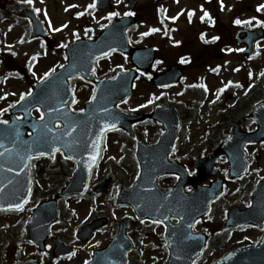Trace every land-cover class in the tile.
<instances>
[{
	"label": "flooded vegetation",
	"instance_id": "1",
	"mask_svg": "<svg viewBox=\"0 0 264 264\" xmlns=\"http://www.w3.org/2000/svg\"><path fill=\"white\" fill-rule=\"evenodd\" d=\"M11 1L13 6L17 7L13 8L11 13V17L13 19L11 22V27L4 31L0 26V97H3L5 94L3 91H7L8 93L6 98L0 99V109H7V111H4L2 114H0V120L9 118L13 108L9 107V105L15 106L18 101L17 98L11 97L9 92L12 93V96L18 90H20V95L30 92L34 84L41 80V77H43L45 72L44 71L42 74H39V66L42 60V55L40 54L34 53L21 65L18 64V59L20 60L21 53L19 48H17L19 41H22L25 38L30 42L29 46L34 44L30 47V49L35 47H44L47 45L50 48H47L43 52L45 55L48 54L47 50H51V47L53 46L51 43L53 41L49 40L50 37L42 38L40 36H32V21L30 18L16 15L17 11L27 7L33 8L34 5L26 3L22 4V1L20 0ZM150 1V4H156L157 7L161 9L158 12L160 27L151 26L147 32H149L152 28H158L160 31L152 32L147 35L146 37H148V41L145 40L144 43L136 42V40L132 41L131 37V34L134 33L137 25L129 27V18L134 17L137 22L138 18H140V12L136 11V7L134 9H129L124 13H120L119 16L114 17L111 20L106 18L107 21H103L102 23V25H106L107 22L109 23L113 20L126 18L125 27L126 33L129 37V44L132 47L137 48H155L154 63L149 64L147 68H136L140 69V71H137L138 75L135 82L134 94L128 102L130 103L135 99L137 89L141 83L143 85L148 84V86L151 87L154 92L152 91L149 93L148 97L137 99L134 102V105L129 107L130 112L133 114H144L146 116V119L134 123L132 126V133H128L122 129H117L106 134L105 143L110 142L109 144H111V141L117 138L118 144H121L120 149L122 151L119 150V153L116 154L115 149H113L110 153V146L108 144L107 157L105 156L104 158L103 156L104 160L100 162L98 171L92 175L90 180V186L93 190L108 177L110 178L109 188L112 186L114 187V184L118 183L117 177L115 175H107L106 173L102 175V172L106 168V158L109 160H114V163H117V161H122L123 156L127 153L133 154L136 167L133 169V174L130 176L129 181L119 184V191L122 187H130L136 183L140 173V168L137 161L139 144L141 142L151 145L157 144L163 134V123L157 118L150 117L157 105L171 106L176 112L177 116L180 118V130L175 147L176 151L170 154V159L186 165L189 173L191 174L196 172L194 169L195 160L217 149L222 141L228 139L229 132L232 128L239 127L240 130L245 132H250L257 128V123L251 115L254 106L264 99L263 76L260 75V73L263 72L264 45H262V43L264 41V37L259 38V33L257 32L259 29H264V25L258 24L257 21H255L254 26L237 25L234 23L235 19H245L235 16L232 19L231 25L236 30L228 29V27H225V25L217 20V18H214L213 15L217 14H214L207 7H204V10H207L210 13L212 19L209 20L208 18H205L202 21L200 17L203 15V11L200 9L199 15L196 12L195 7H193L194 5L187 7V9H185V13L181 12L179 9L170 13V8L165 10L161 6H158V3L173 5L175 2H177V0ZM196 1L197 0H193V2ZM206 1L207 3H211L213 0ZM179 2L175 3V5L178 6ZM110 8H112V6ZM171 9H173V7ZM191 10H195V14L192 16L191 21H189L188 12ZM127 12H133L135 15H125ZM0 14L5 17L6 20L8 19V13L3 9V7L0 8ZM174 16L178 18L172 20L171 17ZM256 18L257 20H263L262 15H259ZM183 19L186 21V23L191 25L192 28H194L197 23L202 26V29H200L197 34L198 40L203 43V49L198 50L197 53L193 52L189 48L185 39H176V37L179 36V32H181L179 22L180 20L182 22ZM23 21L28 22V29L25 30V35L19 36L17 28L15 27L19 26V24ZM102 25L97 33H99L102 28L104 30ZM85 26L86 29H88V24ZM215 29H218L219 32L215 33ZM165 30H168L167 35H165ZM211 30L215 34L212 35ZM202 34L204 36L203 39L201 38ZM155 35L161 36L163 44L162 47L158 43L149 41ZM84 37L88 38V34L84 35ZM212 37H219V39L213 41ZM175 41H180L181 43L176 45L174 43ZM35 42H39V44ZM255 42L256 47L253 50L254 55H249L248 45H254ZM8 45H11V50H8ZM234 45H236V47ZM257 45H259V47H257ZM229 48L233 49V51H226V49ZM236 49H243V51H235ZM13 52L16 53V55H13ZM232 54L235 55L237 58L236 60L229 59L230 55ZM33 57H35V59H33ZM181 57L185 58L188 63H181ZM115 59L118 61L122 59L123 62L120 61L118 66L122 65L123 68L117 66V68L113 69V71L105 69L102 70V73H100V70L97 68V75H100L99 77L113 76L118 71H126L134 68L135 66L132 62L130 53L123 54L119 51L110 52L100 61L113 62L112 60ZM231 59L233 58L231 57ZM148 61H151L150 57L148 58ZM157 61H162V63H156ZM258 61L261 63L260 66L257 65ZM213 68H218V71L213 72ZM237 68L239 71L235 70ZM249 72L253 73L252 77H249ZM33 73H35V75ZM159 76H165L166 78L170 79L167 87H159L153 84L152 80ZM234 76H236L235 79ZM216 79H227L225 85L227 84V81L233 82L231 85L226 87L225 92L219 93L220 98L218 100L216 99L218 88H215L208 83L207 87L209 91L205 92L204 89L199 86L206 85L203 81ZM237 84L243 85L244 87H237ZM26 85L27 90H24ZM187 93L199 95L202 99L199 101L193 100L188 104V102H185L184 99ZM223 95L227 96L224 97ZM149 99H151L153 103L148 104L147 101ZM213 100H215V103L212 102ZM140 105H145V107H140ZM131 108L136 109V111H132ZM198 113L202 114L203 118H200ZM206 113L210 114L206 115ZM214 118L218 119V123L212 122ZM203 120L204 122L201 125ZM191 125H195L198 131H200L203 135L198 136V131L194 130L193 132L195 137L186 136V133H188V128ZM213 131H216L218 134L213 135ZM210 133L212 135H210ZM217 136L219 137L215 138ZM127 143H131L133 146L127 147ZM263 145V142L253 144L247 143L245 145L247 156L249 153L251 155L254 154V149L256 146L259 147L257 149V153L258 151L263 150ZM188 158L192 159V161H185V159ZM225 158L226 157L223 156L220 157V159ZM254 158H258V154H254L252 160ZM54 164L55 161L48 158H38L32 162V180L34 189L35 187H38L39 184H46L52 181L55 182L56 177L53 173V170H55ZM119 171L122 173L123 169L120 168ZM125 171L127 170L125 169ZM176 177L177 174L174 173L161 177V186L166 188L172 186L177 181ZM118 206L119 204L117 203L116 208ZM129 211L127 213H129ZM97 216L98 215L87 219L83 224L88 223ZM102 216L107 217V223L99 230L94 232L87 241H83L79 238V228H77L75 232H72L68 235H66L67 230H65V232L61 230L56 234L52 233L51 237L48 239L52 244V252L54 249L53 238H56L64 243L71 244L75 247V255L54 258V260L60 264H64L72 259H77L78 257V259L81 261V264H85V261L89 263L92 260L95 252L105 248L116 236L120 229L121 222L126 223L128 235L135 243L136 233L132 231V226L136 223H152V221L149 220H140L134 214H127V216L119 215L116 217L110 215ZM133 251L134 250L132 249L128 253L126 264H142V261L135 260L132 257V255L135 254Z\"/></svg>",
	"mask_w": 264,
	"mask_h": 264
},
{
	"label": "rangeland",
	"instance_id": "2",
	"mask_svg": "<svg viewBox=\"0 0 264 264\" xmlns=\"http://www.w3.org/2000/svg\"><path fill=\"white\" fill-rule=\"evenodd\" d=\"M94 0H33V4L35 8L41 9L39 12L41 19L43 20L44 24L46 25V29L49 34V40L53 41V46L51 50H47L48 54H44L43 52L49 48L47 45L44 47H35L30 49V47L34 44H30L27 39H23L19 41L17 48L20 50V60L19 65H21L28 57L32 56V54H40L42 55V60L39 66V74H42L44 71L48 72L50 69L59 68L62 63L65 62L64 55L58 51V48L63 45L62 42H69L78 34L80 36L87 35L94 36L101 27L103 21H107L106 18L108 17V13L112 11H118L119 13H124L125 11L129 10L130 7L128 6V0H121L119 5L116 4V0L112 1V8L110 9H98V10H89L88 15H90V27L85 29L86 20L89 21L88 16L82 15L77 16L78 12H83L87 9L88 4H91ZM178 6L175 5V2L172 4H162L158 3V6H161L163 9L167 10L170 8V13L177 11L179 9L181 12L185 13L187 7L190 5H194L196 12L200 15L201 5L207 7L212 11L214 14V18H217L225 27L228 29L236 30L232 25V19L235 16L244 18L248 20L252 17L259 16L257 13V6L264 2V0H223L224 2V9L221 10L220 0H213L211 3H207L206 0H197L193 2V0H179ZM150 0H137L136 4V11L140 12V18H138V26L134 33L131 34L132 41L136 40V42H145L148 41V37L141 36V33L147 32L149 27L155 26L160 27L159 20H158V12L161 10L157 5L150 4ZM68 5H76V7L68 8ZM7 11L8 19L6 20L0 14V26L3 30L9 29L11 27L12 17L11 13L13 8H17L13 6L11 0H0V8ZM173 7V9H171ZM68 8L66 11L65 9ZM46 13V15H45ZM11 17V18H10ZM184 17V16H183ZM198 17V16H197ZM86 18V19H85ZM185 19V17H184ZM180 20L179 27L181 28V32H179V36L176 39H185L186 43L188 44L189 48L197 53L198 50L203 49V43L198 40V31L202 29L201 25L197 23V25L192 28L191 25L186 23L185 20ZM49 21H51V27L49 26ZM256 20H253V25L255 24ZM67 24V27L62 28L60 31H53L52 28H61L62 25ZM17 28L18 35H25L28 29V22L23 21L19 24ZM97 30V31H96ZM212 32V30H211ZM219 32L218 29H215V33ZM212 32V35L215 34ZM235 33V31H234ZM233 33V34H234ZM150 42L158 43L161 47L162 39L160 35H155L152 39L149 40ZM39 44V42H35ZM62 43V44H61ZM264 45V41L262 43ZM236 47V45H234ZM44 49V50H43ZM57 51V52H56ZM231 57L233 59H231ZM230 60H236L234 54L230 55ZM111 60V59H109ZM113 62H99L98 69L100 73L102 70L109 69L112 70L116 69L118 64L122 59L112 60ZM123 62V61H122ZM121 62V63H122ZM257 65L260 66V61L257 62ZM44 72V73H45ZM263 72H264V62H263ZM98 74V73H96ZM100 76V75H98ZM236 76H234V79ZM227 79H216V80H206L215 88H220L224 85ZM263 83H264V76H263ZM24 90H27V85L24 87ZM264 88V85H263ZM75 92L78 97V103L80 106L84 104L86 100H88L89 96L92 92V87L81 80L76 81L74 85ZM153 89L147 85H143L142 83L139 85L135 99L130 103L131 106L134 105V102L137 99H141L144 97H148L149 93H151ZM4 91L3 93H6ZM154 92V91H153ZM20 93V90L16 91L13 96L12 93L9 92L11 97L17 98ZM228 93V92H227ZM227 96V95H226ZM225 96V97H226ZM185 102L187 101L188 104L191 103L193 100H201L202 98L199 95L193 93H187L185 95ZM210 113H206L209 115ZM200 118H203L202 114L198 113ZM204 120L202 121L201 125L203 124ZM214 123H218V119L214 118L212 121ZM194 130L198 131L195 125H191L188 128V133L186 136L195 137ZM213 135L218 134L216 131L212 132ZM203 135L200 131H198V136ZM210 135H212L210 133ZM151 137V136H149ZM219 136L215 137L218 138ZM197 145V144H196ZM110 146V153L113 149H115V153L118 154L121 148V144H118L117 138L111 141ZM128 147L131 145L128 144ZM256 151V149H254ZM257 152V151H256ZM255 153V152H254ZM258 159L253 161V164L250 167L248 175L246 179L244 178L242 181L239 182H228L226 191L224 196L214 204L212 207L210 215L204 218L199 226H196V230H209V232L214 231V235L212 236L211 243L204 255L203 259L198 264H212L217 259L222 257L228 251L236 248L237 246H243L246 244L256 243L260 240L261 236L264 233V228L262 230H258L256 227L247 226L246 228L234 229L232 231L223 233L220 230V226L225 222L227 218V213L232 206H239L240 208L247 207L252 199L251 197V187L262 177H264V148L261 151H258ZM60 161V160H59ZM187 162H191L192 159L188 158L185 159ZM106 168L102 172V175L105 173L107 175L113 174L117 177L118 183L114 184L110 188L108 194L99 196H91V198L85 197L75 198L67 200L64 203V209L57 223V226L54 227V233H58L59 231L67 230L66 235L75 232V230L82 225V220L87 218L89 214L95 215H110L112 216L111 206H115V202L113 203V196L116 193L115 186H119L123 182H128L130 176L133 174V169L136 167L135 160L133 154L127 153L123 156L122 161H117L114 163V160H109L106 158ZM120 163V164H119ZM220 167H226L224 164V160L221 161L219 164ZM123 169V174L119 171V169ZM125 169L127 171H125ZM132 169V170H131ZM101 175V176H102ZM61 181L58 180L56 185ZM47 183L46 185L41 187H37L35 191V197L31 200L28 205L24 208L23 211L20 213H15L16 215L12 214H0V264H13L15 260L21 261L28 257L36 256L41 261H44L47 264H53V257L51 255V248L46 251L45 253H39L37 248L30 243L28 230L26 228V218L29 216L33 210V208L43 199L49 198L50 193H53L51 187H53V183L49 187ZM55 185V184H54ZM55 185V186H56ZM114 216L121 215V211H114ZM132 231L136 233L137 240V251L135 252L132 257L135 260H142V264H162V262L166 259L167 254H165L164 250L161 248L163 244H165L164 233L162 227L156 226L155 224L147 223V224H139L136 223L132 226ZM143 241V243H141ZM51 244L50 241H48ZM88 246V245H85ZM163 251V253H162ZM81 259V258H80ZM60 264V263H59ZM64 264H81V261L78 259H72L69 262Z\"/></svg>",
	"mask_w": 264,
	"mask_h": 264
},
{
	"label": "water",
	"instance_id": "3",
	"mask_svg": "<svg viewBox=\"0 0 264 264\" xmlns=\"http://www.w3.org/2000/svg\"><path fill=\"white\" fill-rule=\"evenodd\" d=\"M101 4H105V1L103 3V0H100ZM39 25V22L37 21L36 27ZM136 58L138 59V54L136 55ZM74 73V72H73ZM72 74L70 68L68 66L63 67L59 72H57V78L63 80L66 84H64L63 88L68 92V84L67 79ZM136 77L135 72H129L127 74L118 75L114 79L109 80H102L97 85V93L95 95V99L88 104L87 111L78 115H69L70 119L77 120L80 122H83V124L89 125L94 124L97 125L98 128L105 129L107 128V125H110L112 122L120 125V120H112L110 117H104L105 115L101 114L100 108L101 106H104V109H115L116 104H118L121 101H124L132 92V87L134 83V79ZM110 90L111 93H108L107 91ZM115 92V94H113ZM112 98V100L105 101V98ZM261 111H264V105L260 106ZM118 112V111H117ZM119 116H121L118 112ZM122 117V116H121ZM125 119H123L124 121ZM135 118L127 119L125 121L126 124L132 123ZM16 124H19L18 122ZM123 125V124H122ZM3 130V129H2ZM9 139L6 138L5 135L0 136V144L3 146L0 147V152H7L5 149H8L10 152L15 153H25V156H21V159L24 158V160H27L29 156H31L34 153L39 152H49V150L43 148L44 143L43 142H18L15 141L14 135L12 133V129H7ZM264 131V122L261 121L260 129L258 133ZM262 136V135H261ZM264 136V135H263ZM262 136V137H263ZM73 147H71V146ZM52 148L59 147L64 152L68 153L70 156H77V145L71 144L69 141H57L53 142ZM42 147V148H41ZM51 148V149H52ZM16 159V158H15ZM1 160V156H0ZM163 168V166H162ZM161 172H163V169ZM156 169H154L155 171ZM159 170V171H160ZM156 173V172H155ZM159 173V172H157ZM28 173L26 174L27 177ZM88 176V170H86V173L80 174V171L76 176L74 177V180L72 183L69 184V186L66 188V190L61 194L62 196L67 194H74L81 192L83 189V186L86 183ZM25 177V179H26ZM77 180H81V185L78 183ZM204 179V178H203ZM202 180V179H200ZM78 183V184H77ZM77 184V185H76ZM25 185L23 190L20 189H11L3 186V183L0 182V187H3V191H0V209H7L10 208L9 205L11 204H18L23 203L25 199L28 198L29 195V189L30 184L25 181ZM80 186V187H79ZM194 187L196 190H199L198 180L195 182ZM264 186L255 192V201L254 205L244 211H240L238 208L232 209L230 211V219L227 223L226 227L232 226V225H244L250 222L257 223L258 225H261L262 220L264 218ZM216 194H218V191H215ZM208 205V201L201 207L195 208V210H192L191 214L185 218V226H186V236L184 237L182 241V246L185 249V254H188L187 259L185 260V264H193L196 258L199 256L202 248H203V240L200 241V244L195 242L193 238L190 239L188 231H189V225L192 224L193 220L196 219L197 213L200 215L205 213L207 210L206 206ZM45 208L44 215L35 222L38 217L41 215L42 210ZM203 208V209H202ZM201 212V213H200ZM35 217L32 218L29 226L32 230V232H37L40 227H45V232H48L49 226L51 222L56 218L57 216V209H56V201H50V202H44L41 204V206L37 209L35 213ZM199 216V215H198ZM172 248V247H171ZM180 250L177 247V244H174L173 247V253L171 255L170 261L167 264H179L177 260L178 256V250ZM217 264H264V239L262 240L261 244L259 246L250 247L246 249H238L234 253H230L227 255L224 259L219 261Z\"/></svg>",
	"mask_w": 264,
	"mask_h": 264
},
{
	"label": "snow or ice",
	"instance_id": "4",
	"mask_svg": "<svg viewBox=\"0 0 264 264\" xmlns=\"http://www.w3.org/2000/svg\"><path fill=\"white\" fill-rule=\"evenodd\" d=\"M26 2H27L28 4H32L33 0H26ZM177 2H179V0H177ZM120 3H121V0H116V4H117V5H119ZM220 6H221V10H223V9H224V2H223V0H220ZM72 7H76V5H68V8H72ZM88 7H89V8H95V7H96V3L93 2L92 4L88 5ZM68 8H66L65 10L67 11ZM201 10L203 11V15L200 17V19H201L202 21H203L205 18H208L209 20L212 19L210 13H209L207 10H204L203 5H201ZM35 11H36V12H40L41 9H38V8H37V9H35ZM257 11H264V4H259V5L257 6ZM194 14H195V10H191V11L188 12L189 21H191L192 16H193ZM45 15H46V13H45ZM76 15L79 17V16L84 15V13H83V12H78ZM119 15H120L119 12H117V11H112V12H109V13H108V17H107V18H108L109 20H111L112 18L117 17V16H119ZM125 15L132 16V15H135V13H133V12H127V13H125ZM177 18H178V17H175V16H174V17H171L172 20H175V19H177ZM253 20H256L257 23L260 24V25H264V20H257L256 17H252V18H250V19H248V20H241V19L237 18V19L234 20V23L237 24V25H248V26H254V25H253ZM49 26L51 27V21H49ZM106 26H107V25H102V27H106ZM65 27H67V24L62 25L61 28H52V30H53V31H60V30H62V28H65ZM157 31H160V29H158V28H152V29H150L149 32H143V33H141V36H147V35H149L150 33H152V32H157ZM167 34H168V30H165V35H167ZM74 35H76V38L79 39V35H78V34H75V33H74ZM201 38H202V39L204 38L203 34H202ZM218 39H219V37H212V40H213V41L218 40ZM174 43H175L176 45H179L181 42H180V41H175ZM61 46H62V47H67L68 45H67V44H64V45H61ZM7 47H8V50H11V45H8ZM257 47H259V45H257ZM226 51L231 52V51H233V49H230V48H229V49H226ZM235 51H243V49H236ZM12 54H13V55H16V53H14V52H13ZM33 59H35V57H33ZM65 59H67V56L65 57ZM156 63H162V61H157ZM181 63H188V61L185 60V58L181 57ZM60 67L63 68L64 65H60ZM118 67L123 68L122 65H121V66H118ZM235 70H236V71H239L238 68L235 69ZM55 71H56V69L53 68V69H50L48 72H45L44 75H43V77H41V80H45V79H47V78L50 77ZM93 71H94V69H93ZM137 71H140V69H137ZM212 71H213V72H217V71H218V68H213ZM33 74L35 75V73H33ZM260 75H261V76H264V72L260 73ZM252 76H253V73L249 72V77H252ZM70 78H71V77H70ZM149 78H150V77H149ZM232 83H233L232 81H228L227 84L224 85V87H221L220 89H218V94H217V96H216V99H217V100L220 98V97H219V93H223V91L225 90V88L228 87L229 85H231ZM164 86L167 87L168 85H164ZM199 86L202 87V88L204 89L205 92H208V91H209L207 85H199ZM237 87H244V86H243V85H239V84H237ZM93 93H95V90H93ZM246 94H247V93H246ZM7 95H8V93H5L3 97H0V99H4V98H6ZM31 95H32V92H27V93L21 94V95H20V101H23V100L25 99V96H31ZM93 99H95V95H93ZM73 102H75V101H73ZM121 102H122V103H126V101H121ZM212 102L215 103V100H213ZM17 103H19V101H17ZM147 103H148V104H151V103H153V101H152L151 99H149V100L147 101ZM9 107H14V105H9ZM140 107H145V105H140ZM4 111H7V109H0V114H2ZM48 111H49V112H54V111H58V109H52V108H49ZM80 111L82 112V111H84V110H83V109H80ZM102 111L107 112L108 110H107V109H102ZM132 111H136V109H132ZM44 118H45L44 113L41 112V114H40V120L43 121ZM17 119H22V117H17ZM0 123H2V124H4V125H8V124H9V121H8V120H0ZM44 127L47 128V125H45ZM107 127H110V128H112V129H115L116 125H115V124H110V125H107ZM73 130H74V129H73ZM48 131H52V130H51V129H48ZM67 135L70 136V135H71V132H68ZM18 136H19V133H17V137H18ZM228 139L231 140L232 137L229 136ZM2 146H3V145L0 144V147H2ZM94 146H95V145H94ZM60 150H61V149H60L59 147H54V148L51 149L52 159H53V160L55 159V155H54V154L57 153V152H60ZM5 151H8V149H5ZM172 151H173V152L176 151L175 147H173ZM3 154H4L3 152H0V156H2ZM48 154H49V153H45V152H40V153H39V155H41V156L48 155ZM28 158L31 159L30 156H29ZM68 158H70V157H68ZM94 159H95V157H94ZM113 159H115V158H113ZM25 166H27V165H25ZM0 167H3V166L0 165ZM89 167H91V165H89ZM8 171H13V169H8ZM179 178H180L179 176L176 177V179H179ZM10 182H11V181H9V183H10ZM115 188H116V193L118 194V193H119V186L117 185V186H115ZM190 190H191V189H189V191H190ZM0 191H3V187H0ZM28 191H29V194H30V193H31V189H29ZM23 203H27V200L25 199V200L23 201ZM23 203L11 204V205H9V207H10V208H15V209H17V210H23ZM161 207H163V206L161 205ZM113 215H115V213H113ZM137 218H139V217H137ZM168 219H169L168 216H164L163 219H155V220L152 221V223H153V224H156V225H160V224H164V221H165V220H168ZM180 219L182 220L183 218L181 217ZM142 222H143V221H142ZM178 222H179V221H178ZM193 226H194V225H191V224L189 225L190 228L193 227ZM167 229H168V225L165 224V230L167 231ZM29 242H30V243H33L34 241H29ZM97 243H99V242H97ZM141 243H143V241H141ZM47 247L51 248L52 246L49 244ZM72 255H75V253H72ZM176 258H177V260H179L181 257L178 255ZM85 264H88V262L85 261Z\"/></svg>",
	"mask_w": 264,
	"mask_h": 264
}]
</instances>
